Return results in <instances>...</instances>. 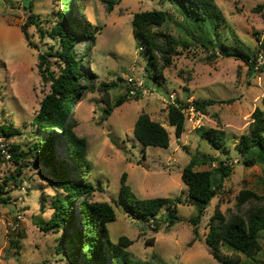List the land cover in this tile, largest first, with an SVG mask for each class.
Wrapping results in <instances>:
<instances>
[{"label": "rangeland", "instance_id": "obj_1", "mask_svg": "<svg viewBox=\"0 0 264 264\" xmlns=\"http://www.w3.org/2000/svg\"><path fill=\"white\" fill-rule=\"evenodd\" d=\"M25 1L0 0V124H13L15 130H20L21 133L6 138L5 142L8 149L20 146L24 153L19 165L6 158L0 162L3 187L0 264H66L64 249L58 250L60 233H44L38 227L50 218L52 199L59 192L49 179L48 170L29 150V145L38 140L32 120L51 91L50 85L42 82L39 56L52 52L58 45L48 36L41 37L34 25L27 29L28 39L24 37L21 26L29 22L30 15ZM28 1L42 27L50 30L59 20L63 7L60 1ZM215 3L224 18L221 39L229 45L240 42L254 53L259 38L264 36V11L254 9L264 4V0H215ZM81 6V20L90 22L99 33L82 67L92 89L71 114L77 121L76 134L88 142L87 159L91 163L88 182L97 188L91 199L110 203L116 212V221L108 225L110 239L117 243L121 237L128 238L131 245L127 250L139 264H226L214 257L206 236L217 208L225 216L237 212V197L242 190L264 196V166L246 167L243 160L250 154L245 156L235 148L241 136L248 133L255 109L264 111V72L252 71L235 58L218 56L212 60V52L194 41L193 34L197 36L200 31L192 29V34L186 30L189 24L180 14V7L169 0H89ZM152 10L167 11L173 16V20L155 31L171 34L180 42L172 65L162 68L159 84L149 80L155 68L149 64L150 56L132 27L136 13ZM78 48L80 52L86 49L84 45ZM49 60L52 70H57L54 59ZM159 65L162 67V60ZM122 97L126 101L116 106ZM176 100L189 104L194 100L223 103L209 107L206 114L193 108L187 110L185 132L178 139L168 122V107ZM143 113L168 130L171 137L168 148H145L135 139L134 125ZM201 129L223 132V147L214 148L202 138ZM110 134L117 143L111 141ZM59 152L65 159L63 149ZM207 156L224 161L232 174L225 179L222 192L212 200L197 226L190 220L197 212L189 203L178 206L177 214L182 221L172 227L167 225L164 214L153 223H142L128 216L120 198L123 173H127L128 184L138 199L187 200L182 170L192 158L203 159L197 170H215L218 163L209 162ZM18 168L22 170L20 176ZM12 176L16 180H11ZM18 214L23 221L13 231L8 222L16 221ZM12 239L18 242V248L11 244ZM260 239L263 249L253 258L227 247H222L220 254L231 264H264V232Z\"/></svg>", "mask_w": 264, "mask_h": 264}, {"label": "trees", "instance_id": "obj_2", "mask_svg": "<svg viewBox=\"0 0 264 264\" xmlns=\"http://www.w3.org/2000/svg\"><path fill=\"white\" fill-rule=\"evenodd\" d=\"M58 1L63 6L62 11L59 20L50 30L42 27L32 13L33 5L28 0L24 2V6L30 11L29 22L21 26V32L26 39L28 27L34 25L41 37L48 36L56 40L58 45L57 48H52V52L39 56L38 69L42 82L49 84L51 91L43 98L32 120L33 133L38 140L29 145V150L36 154L38 162L48 170L49 179H52V184L59 192L52 199L50 218L42 221L38 227L44 233L50 231L60 233L61 244L58 250L64 249L66 264H139L127 250L131 245L128 238L121 237L117 243L110 239L108 225L117 218L113 206L108 202L91 199L97 188L88 182L91 172V163L87 159L88 142L76 134L74 129L77 121L71 114L85 93L92 89L82 67L92 46L95 45L99 30L92 29L90 22L79 17L82 3L89 0ZM169 1L180 7H177L180 14L189 24L186 30L192 34L194 33L192 29L197 28L200 31L199 35L203 38L193 34V38H196L193 40L205 50L212 52L211 59L218 56L235 58L246 63L252 71L264 72V63L262 66L258 65L260 56L264 57V36L262 39L259 38L256 51L250 53L240 42L229 45L221 39L223 31L220 29L221 24H224L222 23L224 18L215 0ZM108 9L111 11V4ZM254 11H264V4L258 5ZM171 20L173 16L161 10L136 13L132 20L134 35L141 39L144 49L150 56L149 64L155 68L153 76H149V80L155 84L161 81L162 68L172 65L176 47L180 44L171 34L155 31V28L162 27ZM185 42L187 40L184 38L183 43ZM79 45L86 47L84 52H80ZM50 57L57 64V70H52ZM159 60L163 61L162 67ZM125 101L126 97H122L115 105L121 106ZM219 103L223 102L194 100L189 104L176 100L170 104L168 122L169 126L175 129V137L180 139L185 132L187 110L193 108L206 114L209 107ZM111 112L112 108L108 114ZM200 131L202 138L214 148L223 147L225 141L223 132L213 129ZM18 133H21L20 130H15L13 124H0L1 136L11 138ZM133 135L145 148L170 146L171 137L168 130L146 113L138 117ZM20 148L13 145L9 149L11 159L17 165L21 164L24 158ZM235 148L245 156L250 154L243 160L246 167L264 166V111L261 108H256L252 113L248 133L241 136ZM59 149H63L65 159ZM3 159L5 158L0 154V162ZM206 159L211 163L217 162V168L199 171L196 167L202 164L203 159L192 158L182 170L181 179L188 188L187 200L181 197L138 199L128 184L127 173H123L120 181V198L128 216L142 223L145 221L153 223L164 214L167 225L172 227L182 221L177 214L178 206L189 203L196 209V216L190 220L197 226L212 200L222 192L225 179L232 174L231 168L226 166L224 161L211 156H207ZM206 159L204 160L207 161ZM17 173L20 176L22 170L18 168ZM11 180H16V177L12 176ZM2 188L0 185V189ZM236 209V213L225 216L217 208L210 219L209 232L206 236V244L211 248L214 257L226 264L231 262L220 254L222 247L248 258L255 257L263 249L260 238L264 232V196L252 190H242L237 197ZM194 233L197 237L198 229L195 228ZM10 242L18 248L16 240L12 239Z\"/></svg>", "mask_w": 264, "mask_h": 264}, {"label": "built area", "instance_id": "obj_3", "mask_svg": "<svg viewBox=\"0 0 264 264\" xmlns=\"http://www.w3.org/2000/svg\"><path fill=\"white\" fill-rule=\"evenodd\" d=\"M264 63V57L260 56L258 60V64ZM134 93V92H132ZM6 138L0 135V154L6 158L7 160L11 159V155L9 153L8 145L5 142ZM23 221V216L18 214L16 217V221L8 222V226L11 230H16L20 224V222Z\"/></svg>", "mask_w": 264, "mask_h": 264}, {"label": "water", "instance_id": "obj_4", "mask_svg": "<svg viewBox=\"0 0 264 264\" xmlns=\"http://www.w3.org/2000/svg\"><path fill=\"white\" fill-rule=\"evenodd\" d=\"M109 137H110L112 142L117 143V141L114 139V137L111 134L109 135Z\"/></svg>", "mask_w": 264, "mask_h": 264}, {"label": "flooded vegetation", "instance_id": "obj_5", "mask_svg": "<svg viewBox=\"0 0 264 264\" xmlns=\"http://www.w3.org/2000/svg\"><path fill=\"white\" fill-rule=\"evenodd\" d=\"M76 108V107H75Z\"/></svg>", "mask_w": 264, "mask_h": 264}]
</instances>
